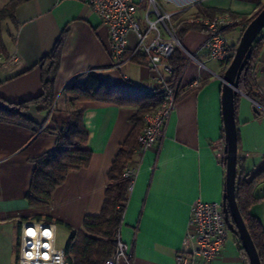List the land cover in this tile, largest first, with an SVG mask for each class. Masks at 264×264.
Listing matches in <instances>:
<instances>
[{
    "label": "crops",
    "instance_id": "obj_1",
    "mask_svg": "<svg viewBox=\"0 0 264 264\" xmlns=\"http://www.w3.org/2000/svg\"><path fill=\"white\" fill-rule=\"evenodd\" d=\"M159 1L168 11L194 12L198 11L195 5L200 4L207 9L223 10L230 16L233 13L250 16L264 3V0ZM8 2L0 0V8ZM16 18V26L12 28L10 21H6L3 28L9 57L2 55L7 66L0 68L1 107L42 93L41 61L64 35L55 80V105L44 112H38L33 105L29 107V117L41 128L69 120L72 105L66 87L73 78L90 70L120 87L153 91L159 86L158 73L142 62L128 60L121 68L115 66L107 29L83 0H25L17 7ZM242 33L238 26L227 34L231 46L238 45ZM128 39L129 47H134L135 33L130 31ZM207 39L208 33L200 30H189L184 36L182 55L187 63L181 87L186 88L195 80L206 83L176 103L158 144L143 153L138 147L135 149L131 161L135 175L120 226L122 238L133 246L132 264H178L193 203L198 199L222 203L226 166L221 162L225 145L221 77L226 66L223 61L209 58ZM258 58L257 82L264 93V45ZM160 73L167 76L164 71ZM81 105L86 108L84 123L93 158L88 167L69 172L65 182L55 189L49 210L31 207L27 193L34 169L31 159L55 146V133L48 130L36 133L27 126L0 121V264L17 263L22 224L36 220L34 216L49 215L79 230L86 216L100 213L110 167L133 129L131 119L138 108L101 101ZM237 128L238 158L245 159V174L253 175L264 165V114L255 110L247 96L240 101ZM255 194L264 195V182L256 187ZM250 212L264 226V199L254 204ZM54 225L56 229L57 224ZM191 264L246 262L237 236L230 233L219 257L211 263L196 258Z\"/></svg>",
    "mask_w": 264,
    "mask_h": 264
},
{
    "label": "trees",
    "instance_id": "obj_2",
    "mask_svg": "<svg viewBox=\"0 0 264 264\" xmlns=\"http://www.w3.org/2000/svg\"><path fill=\"white\" fill-rule=\"evenodd\" d=\"M24 1L9 0L3 8H0L1 56L9 57L3 39L4 24L6 21H10L14 26L18 24L16 9ZM195 6L199 12L208 16L224 13L223 10L207 9L200 4ZM263 7L264 3L250 16L233 13L231 16L239 20L227 28L225 34H228L238 26L242 28L243 32ZM189 30H200L207 33V29L201 25L184 23L180 26L177 33L182 43L184 42V36ZM63 37L64 35L57 41L51 53L41 61L42 93L29 100L8 103L5 107L0 106V121L27 126L34 129L36 133L40 130H48L55 133L57 137L55 146L31 159L34 163V169L31 186L27 193V199L31 207L49 210L53 203L55 189L65 182L69 172L88 167L93 158L92 150L88 145L89 132L84 123L86 108L81 104L101 101L138 108L137 113L131 119L133 129L120 146L110 167L100 213L86 216L82 228L79 230L49 215L33 217V219L38 221L63 225L70 231V237L65 248L69 264H104L105 260L111 256L116 248V235L123 221L126 203L129 199V190L133 181V178L124 176V170L127 165L131 164L135 149L139 146L138 137L145 124L144 116L160 105L161 93L159 90L148 91L146 89L120 87L102 78L95 70H90L73 78L66 87V93L72 105L69 120L62 125L41 128L29 117V107L33 105L38 112H44L49 111L55 105V80L61 63ZM263 45L264 29L255 39L252 45L251 57L239 79V90L241 93H238L235 97L236 121L243 96H247L253 101L255 107L258 108L257 112L259 114H264V93L257 82L258 56ZM236 46H232V49L235 50ZM233 55L223 61L226 68L231 62ZM129 56L130 53L128 52L125 58ZM146 60L147 57L142 53H137L131 57V61L137 63L145 62ZM168 63L172 67V72L167 78V84L176 91V103L189 92L201 88L206 83V80H201L197 85H189L186 88L181 87V78L187 63L182 55L181 48L174 50L168 59ZM239 145L240 136L238 129V147ZM221 162L226 166L224 156L221 158ZM244 163V158H238L236 200L247 229L258 250L261 263L264 264V226L261 220L250 212L254 204L264 199V195L257 196L255 194L256 187L261 182H264V165L253 175H246ZM237 242L246 264H250L249 257L242 247L239 237H237Z\"/></svg>",
    "mask_w": 264,
    "mask_h": 264
},
{
    "label": "built area",
    "instance_id": "obj_3",
    "mask_svg": "<svg viewBox=\"0 0 264 264\" xmlns=\"http://www.w3.org/2000/svg\"><path fill=\"white\" fill-rule=\"evenodd\" d=\"M100 17L108 33V44L116 67L121 68L137 53L147 57L143 65L158 73L160 105L144 116L145 126L138 137L141 153L158 144L175 109V89L167 84L172 72L168 59L176 48L183 49L177 33L184 23L205 27L208 39L205 43L209 58L224 61L235 50L225 30L237 20L228 13L208 16L192 9L168 11L159 0H83ZM135 33L137 42L129 47L128 33ZM130 56L125 58L127 53ZM192 59H196L193 54ZM7 61L0 55V68ZM164 71L167 76L160 72ZM195 80L191 85H197ZM135 168L126 166L124 176L133 178ZM230 230L227 226L222 203L196 200L190 212L183 247L178 253V264H191L196 258L211 263L219 257L227 243ZM116 248L104 264H132L133 246L126 242L120 229L116 235ZM16 264H69L66 249L56 246V229L45 221H26L19 235V250Z\"/></svg>",
    "mask_w": 264,
    "mask_h": 264
},
{
    "label": "water",
    "instance_id": "obj_4",
    "mask_svg": "<svg viewBox=\"0 0 264 264\" xmlns=\"http://www.w3.org/2000/svg\"><path fill=\"white\" fill-rule=\"evenodd\" d=\"M264 29V7L243 31L233 58L222 75V111L224 124V160L226 163L225 192L222 199L227 226L239 237L250 264H262L255 243L247 229L236 200L238 162V128L235 97L239 90V79L252 54V45ZM257 111L258 108L255 107Z\"/></svg>",
    "mask_w": 264,
    "mask_h": 264
},
{
    "label": "rangeland",
    "instance_id": "obj_5",
    "mask_svg": "<svg viewBox=\"0 0 264 264\" xmlns=\"http://www.w3.org/2000/svg\"><path fill=\"white\" fill-rule=\"evenodd\" d=\"M11 26H12V28L14 27L13 24ZM144 126H145V124H144ZM69 237H70V231L65 226L56 225V246L58 248H62V249L66 248V245H67V242L69 240Z\"/></svg>",
    "mask_w": 264,
    "mask_h": 264
}]
</instances>
